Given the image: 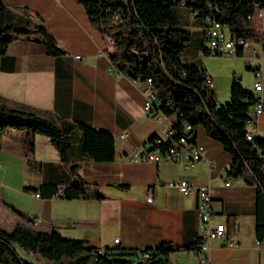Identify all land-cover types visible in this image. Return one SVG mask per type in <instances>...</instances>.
Returning a JSON list of instances; mask_svg holds the SVG:
<instances>
[{
	"label": "crops",
	"instance_id": "0c3cea01",
	"mask_svg": "<svg viewBox=\"0 0 264 264\" xmlns=\"http://www.w3.org/2000/svg\"><path fill=\"white\" fill-rule=\"evenodd\" d=\"M4 1L42 21L45 33L55 40L57 52L49 53L35 34L14 39L0 55V104L24 103L109 130L115 139V156L110 161L84 159L78 169L91 188H98L106 197L65 198L55 194L36 197L26 187L39 188L44 183L65 187L74 176L47 135L12 129L1 138L0 169H13L18 162L20 168L14 170L13 188H21L31 200L7 193L2 175L0 203L12 205L33 218L38 229H56L64 236L82 238L98 247L117 245L134 253L156 248L163 242L194 244L200 224L197 195H184L178 188L165 184L186 179L209 185L213 220L226 224L225 236L211 241L212 260L217 264H264V246L256 245L257 187L242 176L228 174L229 154L223 144L199 125L196 143L205 147L203 159L131 160L130 153L147 146L152 134L167 136L173 117L147 113L143 108L145 82L116 69L109 70L112 65L105 51L111 47L109 38L91 23L85 6L77 0ZM181 12L190 28H201L194 25L189 10L183 8ZM254 46L262 56L253 59L252 83L246 84L241 77L249 89H253L256 68L264 71V42L255 41ZM76 54L81 57H75ZM221 94L226 99L220 102ZM230 97V88L220 92L214 84L218 104ZM247 128L254 136L264 138V112ZM31 140L33 152L29 151ZM149 189L154 192V202L146 201ZM11 211L12 214L5 215L0 207L6 222L0 223L1 227L11 229L23 219ZM116 238L120 239L117 243ZM199 256L194 249L174 250L168 254L167 264H200Z\"/></svg>",
	"mask_w": 264,
	"mask_h": 264
},
{
	"label": "trees",
	"instance_id": "16d2710c",
	"mask_svg": "<svg viewBox=\"0 0 264 264\" xmlns=\"http://www.w3.org/2000/svg\"><path fill=\"white\" fill-rule=\"evenodd\" d=\"M77 1L85 6L91 23L109 38L111 47L105 51L114 69L135 80L152 79L155 108L173 117L174 134L167 139L161 137V149L180 136L195 141L196 128L201 125L228 152V174L242 176L247 183L256 185V233L257 238H263L264 138H247L255 92L234 74L230 100L218 104L214 90L205 85L207 71L199 52L211 54L205 41L210 19L227 25L234 36L264 42V31L251 17L257 7L264 10V0ZM183 8L190 11L194 25L201 26L200 29L190 28L181 12ZM30 34H35L49 53L57 52L55 40L45 33L42 21L0 0V55L14 39ZM237 55L242 53L239 51ZM186 124L192 126L189 132L184 130ZM12 129L47 135L74 176L65 187L44 183L39 188L26 187L27 191L54 195L62 188L61 196L65 198L106 197L98 188L92 189L78 169L84 159H114L115 139L109 130L72 121L50 110L4 101L0 104V140ZM158 137L152 134L149 141L156 142ZM29 151H34L33 140ZM9 206L24 220L11 229L0 226V264H34L19 254L15 243L51 260V264H167L171 251L197 248V239L194 244L183 246L163 242L156 248L134 253L117 245L98 247L82 238L64 236L56 229H38L33 218Z\"/></svg>",
	"mask_w": 264,
	"mask_h": 264
},
{
	"label": "built area",
	"instance_id": "2783aa9c",
	"mask_svg": "<svg viewBox=\"0 0 264 264\" xmlns=\"http://www.w3.org/2000/svg\"><path fill=\"white\" fill-rule=\"evenodd\" d=\"M257 27L264 31V10L257 7L251 15ZM207 47L211 54H238L240 51L246 58V64L253 69V59L262 56L255 46V41L242 36H234L230 28L217 20H209V26L206 30L205 38ZM75 57L80 58V54H76ZM110 71L114 70L113 66H110ZM256 79L253 84V90L256 95V100L250 106L249 114L251 119L248 124H255L256 118L264 112V71L260 70V67L256 68ZM146 84V95L143 108L152 115H159V117H165L162 111L158 110L154 106L156 100L155 93L152 88V79L148 78L144 81ZM205 85L208 89L214 90V83L212 77L207 73L205 78ZM173 120L171 126L167 130V136L164 139L171 137L174 134ZM192 126L186 124L184 127L185 132H189ZM254 135L252 130L248 129L247 138L253 139ZM163 142L161 137L156 139V142L148 140L147 146L143 148L134 149L129 157L133 161H160V160H179L186 158L190 161L200 160L205 157V147L202 144H197L196 140H190L185 136H180L178 139H172V142L166 148L160 147ZM168 186H174L184 194L195 193L197 195V211L200 219L199 234L197 236V248L194 251L200 254V264H217L212 260L210 255L211 241L218 238H223L226 232V224L220 221H214V208L212 205V193L209 185L197 184L186 179L169 180L165 182ZM227 185L230 184V180H227ZM2 184L0 183V190ZM32 195L38 197L39 191H28ZM63 189L60 188L55 195L61 196ZM155 196L152 189L148 190L146 196L147 202H154ZM120 239L116 238L115 242H119ZM257 246H264V237L256 239Z\"/></svg>",
	"mask_w": 264,
	"mask_h": 264
},
{
	"label": "rangeland",
	"instance_id": "374dc122",
	"mask_svg": "<svg viewBox=\"0 0 264 264\" xmlns=\"http://www.w3.org/2000/svg\"><path fill=\"white\" fill-rule=\"evenodd\" d=\"M200 59L203 60L204 65L206 66V70L213 75V81L215 86L219 89L220 92L227 90L230 88V83L233 77V74H237L240 77L243 76V79L246 84L250 85L252 83V73L250 68L247 67L246 64V58L243 55H237V54H210V55H199ZM193 59V58H192ZM224 97H219V101H224ZM0 142H2L0 140ZM20 165H18V162H16V165H13V169L11 167H7L5 169H0V176L3 175L4 180L7 183V186H5V191L7 193L15 194L19 197H22L26 199L28 202L31 200L30 197L26 195V193L23 192L21 188H13L14 183L13 181L16 180L14 176V170H19ZM2 185L3 183L0 182ZM30 193V192H29ZM0 207L5 213L12 214L11 208L6 203H0ZM4 214L0 213V223H4L6 225V222H3L5 220ZM16 249L18 250L19 254L29 262H32L34 264H51L52 261L49 259H46L39 255L36 252L25 250L23 247H21L18 244H14Z\"/></svg>",
	"mask_w": 264,
	"mask_h": 264
},
{
	"label": "water",
	"instance_id": "95a60500",
	"mask_svg": "<svg viewBox=\"0 0 264 264\" xmlns=\"http://www.w3.org/2000/svg\"><path fill=\"white\" fill-rule=\"evenodd\" d=\"M146 249L142 250V251H145Z\"/></svg>",
	"mask_w": 264,
	"mask_h": 264
}]
</instances>
